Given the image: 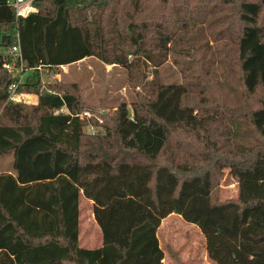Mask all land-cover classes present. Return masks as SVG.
<instances>
[{"label":"trees","instance_id":"trees-1","mask_svg":"<svg viewBox=\"0 0 264 264\" xmlns=\"http://www.w3.org/2000/svg\"><path fill=\"white\" fill-rule=\"evenodd\" d=\"M8 1L0 0V155L13 156L15 175L0 174V264H164L158 229L173 213L201 229L214 263L264 264V144L212 163L187 153V132L205 135L207 124L187 104L185 82L159 80L179 44L187 56V0H36L26 17ZM155 1L162 10L146 20ZM238 15L240 81L251 95L264 88V0H240ZM18 41L21 59L8 52ZM91 56L133 75L149 66L154 78L113 114L41 89L42 67ZM6 64L32 72L22 81ZM17 93H36L38 103L14 101ZM84 111L93 116L81 119ZM248 118L264 139L263 96ZM224 167L236 198H219ZM82 195L93 201L99 248L79 243Z\"/></svg>","mask_w":264,"mask_h":264},{"label":"rangeland","instance_id":"rangeland-1","mask_svg":"<svg viewBox=\"0 0 264 264\" xmlns=\"http://www.w3.org/2000/svg\"><path fill=\"white\" fill-rule=\"evenodd\" d=\"M239 1L187 0V56L183 53L186 45L179 44L182 51H171L159 73V80L185 82L189 86L187 104L193 105L204 118L208 131L200 136L187 132L184 142L187 143V153L193 156L205 153L209 163L217 158L219 162L231 159L240 146L264 144V139L256 133L248 118V110L260 105L264 88L260 87L249 95L240 81L236 43ZM156 6L155 1V6L145 13L146 20L152 21L153 14L161 12L162 9ZM0 52H7V49L0 47ZM26 69L25 65H20L10 70L24 81L32 72ZM153 78V69L149 66L133 75L119 65L104 63L94 56L68 65L40 69L41 89L75 93L86 105L104 108L110 114L117 110L120 102H127L131 108V103L137 99L136 93L141 92V80L147 82ZM17 95L20 96L19 102L38 103L36 93ZM3 105L0 104V114ZM90 128L88 126L86 130ZM177 136L180 138L179 133ZM203 140L214 141L215 145L204 150ZM12 164L11 154L0 155L1 172L11 169ZM218 189L221 199L238 196V182L229 167L222 168ZM88 207L89 204L83 202L82 239L86 242L91 238L96 243L100 240V233L88 218L91 216ZM159 237L166 264H214L210 260L200 261L197 254L204 255V234L197 225L183 218H170L161 226Z\"/></svg>","mask_w":264,"mask_h":264},{"label":"crops","instance_id":"crops-1","mask_svg":"<svg viewBox=\"0 0 264 264\" xmlns=\"http://www.w3.org/2000/svg\"><path fill=\"white\" fill-rule=\"evenodd\" d=\"M0 174H13V175H15V173H14V171H13V169L11 168V169H8V170H5V171H0ZM86 201V203H88L89 204V211H91V216H88V218L89 219H91V223H92V225H94V228L96 229V230H98L99 231V233H100V236H99V241L98 242H96V243H94L93 242V240H91V238H89V240L88 241H83V239H82V236H83V224H84V222H83V210H82V206H83V202H85ZM84 211H85V209H84ZM86 212V211H85ZM173 216H177V217H179V218H182L179 214H176V213H173V214H171V215H169L168 217H166L165 219H163L162 220V222H161V225H160V227H159V229H158V238H159V242H160V246L162 247V245H161V243H162V241H161V239H160V237H159V232H160V229H161V226L162 225H165L167 222H168V220L170 219V218H172ZM184 220V219H183ZM80 235H79V243H80V245L82 246V247H85V248H89V249H94V248H99V247H101L102 245H103V234H102V230H101V228H100V226H99V224H98V222L96 221V219H95V216H94V212H93V201L91 200V199H89V198H87L85 195H82L81 196V199H80ZM88 237H91V236H88ZM193 242H191V244H192ZM203 243H204V248H203V254L204 255H201V257L199 256V254H197V256H198V258L200 259V261H205V260H210L212 263H214L210 258H209V256H208V252H207V243H206V238H205V236H204V240H203ZM163 249V248H162ZM165 252V251H164ZM196 256V257H197ZM203 258V259H202ZM163 261H164V264H166V258H165V253H164V259H163ZM62 264H75V263H72V262H64V263H62ZM187 264H189V263H187ZM214 264H216V263H214Z\"/></svg>","mask_w":264,"mask_h":264},{"label":"built area","instance_id":"built-area-1","mask_svg":"<svg viewBox=\"0 0 264 264\" xmlns=\"http://www.w3.org/2000/svg\"><path fill=\"white\" fill-rule=\"evenodd\" d=\"M35 1L36 0H9L8 5L11 6L12 8H14V11L18 17H26L29 14L36 12L38 10L36 5L34 4ZM8 52L13 54L15 58L21 59V49H20L19 41H18V43L11 46V48H9ZM5 66L8 67L9 69L14 67L13 65H10V64H6ZM14 87H15V85H13L11 87V89H13ZM19 97H20L19 95L14 94L11 96V99H13L14 101H20ZM64 110L65 109L62 108L59 111H57V113L62 112ZM78 116L81 119H90L93 116V114L91 111H84L82 113H79ZM98 120L100 123L103 122V120L101 118H98ZM89 131L92 134H95L97 129L94 126H91Z\"/></svg>","mask_w":264,"mask_h":264},{"label":"water","instance_id":"water-1","mask_svg":"<svg viewBox=\"0 0 264 264\" xmlns=\"http://www.w3.org/2000/svg\"><path fill=\"white\" fill-rule=\"evenodd\" d=\"M22 100H23V98H22Z\"/></svg>","mask_w":264,"mask_h":264}]
</instances>
